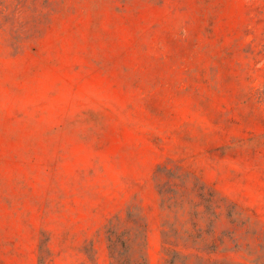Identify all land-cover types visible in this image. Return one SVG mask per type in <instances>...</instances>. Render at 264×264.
<instances>
[{"label":"rangeland","instance_id":"374dc122","mask_svg":"<svg viewBox=\"0 0 264 264\" xmlns=\"http://www.w3.org/2000/svg\"><path fill=\"white\" fill-rule=\"evenodd\" d=\"M129 210L147 264H264V0H0V264H112Z\"/></svg>","mask_w":264,"mask_h":264},{"label":"trees","instance_id":"16d2710c","mask_svg":"<svg viewBox=\"0 0 264 264\" xmlns=\"http://www.w3.org/2000/svg\"><path fill=\"white\" fill-rule=\"evenodd\" d=\"M204 201L210 202V199L204 198ZM127 218L134 222V225L129 230L118 231L116 225L112 224V220L106 228V238L108 241L110 257L112 258V264H126L128 260L131 259V253L134 251L141 252V263L147 264V256L144 251L146 244V222L144 215L129 210L127 212ZM175 231L174 228L162 230L163 250L170 255L169 259L166 260L169 264H173L178 252L171 250L164 244L168 242L170 234ZM194 236L197 237L199 235Z\"/></svg>","mask_w":264,"mask_h":264}]
</instances>
